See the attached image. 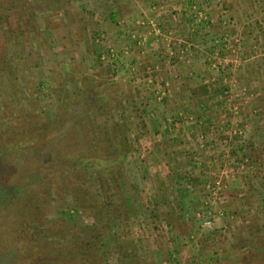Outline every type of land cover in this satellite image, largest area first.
<instances>
[{"label":"rangeland","instance_id":"rangeland-1","mask_svg":"<svg viewBox=\"0 0 264 264\" xmlns=\"http://www.w3.org/2000/svg\"><path fill=\"white\" fill-rule=\"evenodd\" d=\"M148 1L0 0V208H6L0 217L15 216L9 205L25 208L27 236L39 245L65 243L72 228L96 235L103 262L264 264V69L250 80L238 71L248 59L264 61V53L241 51L233 35L211 38L201 62L213 74L203 76L202 96L192 105L199 116L157 118L169 101L152 96L151 72L135 75L130 62L124 64L132 47L143 49L150 33L166 44L164 56L190 61L214 22L210 12L226 16L228 8L223 0L152 4L153 13L187 9V38H175L163 35L161 15L159 22L148 15ZM213 96L208 105L201 99ZM192 126L203 130L188 148L186 128ZM88 137L96 141V156L108 157L110 149V158L114 146L103 149V143L118 138L123 158L109 177L119 184L121 201L114 207L93 159L75 164L85 185L72 188L76 176L70 178L62 161L64 150L69 155L70 145ZM200 155L209 172L200 185L201 208L177 211L179 221L169 226L163 211L170 203L153 201L152 183L176 173V186L193 190ZM177 156L183 164H176ZM60 170L55 185H42L41 174L52 179ZM217 179L222 190L211 208L221 215L208 228L196 215L202 217L206 186Z\"/></svg>","mask_w":264,"mask_h":264},{"label":"crops","instance_id":"crops-1","mask_svg":"<svg viewBox=\"0 0 264 264\" xmlns=\"http://www.w3.org/2000/svg\"><path fill=\"white\" fill-rule=\"evenodd\" d=\"M160 1L164 2L163 0L148 1L146 6L148 10L150 9L148 15L155 17L154 21L159 22L160 20L163 22V24L165 23L162 26L164 27L162 28V33L164 36L166 33H171V35L175 38H180L181 36L187 38L186 29L183 27L184 23H188L190 18L187 9L180 10L178 6L176 9L172 7L173 10H176V12L173 14L170 13L171 11L169 8V11H159L157 9L156 12L154 11L153 13V10H151L150 6L152 4L157 5ZM192 1L196 4L211 3V0ZM223 2L228 8L227 15L220 16L218 12L216 13V10L210 12V16L214 22L210 24V28L208 27L207 29L208 31H205H210V37L208 38L205 35V32L201 35V39L199 38L198 43L199 49H195L194 57H192L190 61L185 59L171 60L170 58L166 57V55L164 56L163 54L166 51V44L164 45L162 42H159L156 35H152L150 33H148L146 36V39L149 40V43L143 47V49L136 46L132 47L130 53L131 59H127L128 61L126 60L124 64L130 62V66L134 74L136 71L139 72V75L140 72L145 74L151 72L149 77L153 78L152 96L154 95L156 97L160 95L161 97L163 96L166 101H169L168 107L165 109H159V111L156 112L157 118L160 116L178 117V114L180 115L182 112H185V115L188 116H199V112L197 111L198 108H193L192 105L196 103L195 100L202 96H199L198 93L199 85L204 83V81H201L203 76L205 77L206 73H212L210 70H208L206 64L201 62V57L204 56L207 51H209L208 46L210 43L208 40L210 41L211 38L219 37L223 34L229 36L233 35L234 37L236 36L240 39L242 46L241 51L246 52L252 50L264 53V0H223ZM166 12L168 15L163 17L164 14H167ZM159 15L162 17L158 20L157 17ZM222 20H229L232 22V24L224 26V24H221ZM181 21H183V23H181ZM139 35L144 36L143 29H141ZM252 36L261 38L260 40L256 38L254 41ZM257 41L258 44L256 45ZM249 60L250 59L244 61L238 71L240 76H242L244 79L249 78L250 80V75L253 71H255L256 75H260V71H258V69H264V61L258 59ZM209 77L210 76H207L206 79H209ZM259 83L261 84L262 81ZM215 97L213 96L211 101L207 100L208 97H201V99L205 100L204 102L207 103L206 105H208V103L216 100ZM199 100L198 102H200ZM171 106L174 107L172 108ZM157 126L153 125L152 130L155 132L160 130V127ZM201 130H203V128L199 129L196 126L186 128V132H189V134L192 136V140L186 138L188 142V146L186 147L190 148L192 146L193 138H195L196 134ZM187 133L186 135H188ZM180 157L182 156H177L175 158L177 161L176 164L184 163L185 159ZM200 157H202L200 158L202 165L199 166L202 167H199L198 170H195V176L200 177V179L198 184H194L193 190L192 188L186 189V187H183V185L181 187L176 186L175 183L178 180L177 177H180L179 174L177 175L176 173H171V175H168L166 178L162 179L163 183H160V185L155 183L156 181L152 183L154 192L152 195L154 198L153 201L157 204H159L161 201L165 202V204L170 203L167 205L168 209L163 211L164 215L167 216L166 222L169 224V226H176V220L179 218L177 217V214L179 215L177 211L184 215L185 212L190 213L193 210L195 211L201 208L202 195L200 185L204 183L206 175L207 173L209 174V172L206 171L207 168L205 159H203L202 155H200ZM176 169L179 170L178 168ZM185 169L188 168L186 167ZM197 172H199V174H197Z\"/></svg>","mask_w":264,"mask_h":264},{"label":"trees","instance_id":"trees-1","mask_svg":"<svg viewBox=\"0 0 264 264\" xmlns=\"http://www.w3.org/2000/svg\"><path fill=\"white\" fill-rule=\"evenodd\" d=\"M110 140L111 143H113L109 145V142L104 141L103 149L114 146L112 152L117 153V155L114 153V158H110V149L108 157L96 156L98 153L96 141L88 137L83 142L78 138V145H70L71 152H69V155H67L68 153H66L63 147L64 155L62 161L69 167L70 178L76 176L75 182L72 185V188H76L78 186H84L85 182L82 180V174L76 171L75 164L91 161V159H93L91 164L95 167L99 180L102 181V183L99 184L101 188H103L104 195L108 198V203L111 207H114L120 204L119 202L121 201L117 190L119 184L109 177L110 175H114L112 170L116 168L115 166H117L120 159L123 158V153H121L118 138H110ZM65 147L68 148L67 145H65ZM27 164L31 165L28 161ZM109 171L110 174L107 175ZM60 174L61 170L56 174L57 176L52 179L47 174H41L42 185L44 186V184L47 183H49V185H55L56 179ZM5 190L8 191V188ZM15 201L13 200V203H15ZM84 202L85 201L79 204L85 206ZM43 203L45 202L43 201ZM4 208H0V211L6 210V208ZM7 208H13L15 210V216L13 218L6 215L0 217V264H15L14 260H16V264H116L117 261H102L97 247L99 241L98 236L82 235L79 233L78 228L69 230L71 239L67 240L65 243L62 241L52 245L37 244L33 241V238L27 236V232H29L28 223L27 218L23 214L25 208L22 209L21 206L15 207V204L14 206L9 205ZM120 263L118 262L117 264Z\"/></svg>","mask_w":264,"mask_h":264},{"label":"built area","instance_id":"built-area-1","mask_svg":"<svg viewBox=\"0 0 264 264\" xmlns=\"http://www.w3.org/2000/svg\"><path fill=\"white\" fill-rule=\"evenodd\" d=\"M221 190L220 179L214 180L206 186L205 198L203 200L204 210L202 212V217L201 215H199V213H197L196 215L198 219H201V224L204 227L209 228L212 225L216 215H221V213L219 212L215 214V212L211 208L215 204L216 200H218Z\"/></svg>","mask_w":264,"mask_h":264}]
</instances>
